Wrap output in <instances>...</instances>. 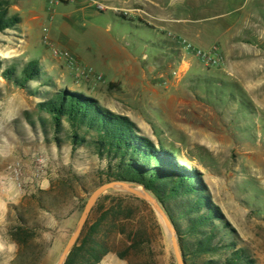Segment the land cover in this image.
<instances>
[{
  "label": "rangeland",
  "instance_id": "rangeland-1",
  "mask_svg": "<svg viewBox=\"0 0 264 264\" xmlns=\"http://www.w3.org/2000/svg\"><path fill=\"white\" fill-rule=\"evenodd\" d=\"M1 1L8 17L19 20L0 32V70L12 65L20 70L27 61H37L59 88L92 96L117 115L135 114V121L127 117L143 136L171 150L179 163L199 171L211 202L235 230L236 248L244 249L253 264H264V79H236L225 72L224 60L219 68H205L183 49L181 39L211 49L208 43L199 46L184 38L161 19L172 17L174 3L188 5L190 0H90L93 14L83 18L78 17V4L67 0ZM157 3L164 9L158 10ZM200 25L215 29L216 22L205 20ZM53 50L66 51L71 59L55 56ZM129 58L146 72L141 79L147 81V89L121 85L109 89L113 68L126 66ZM84 68L94 76H83ZM194 94L198 107L191 111L186 104L184 112L201 115L203 121L186 115L184 123H174V104L178 99L188 102ZM27 95L22 98L32 103ZM27 113L35 122L45 117L36 107ZM32 135L30 172L42 157L44 174L37 178L24 174L25 194L9 206L6 220L8 228L17 222L16 216L37 227L36 242L44 247L38 264H55L89 195L101 184L105 163L85 147L71 152L64 133L59 135V148L50 131L45 138L36 127ZM109 202L105 198L104 206ZM131 227L140 231L143 245L119 259L115 253L126 243L118 236L114 252L100 264H176L164 229L148 206H139L128 224ZM16 251L14 245L7 251L9 259L0 258V264H11ZM224 257L202 256L194 264Z\"/></svg>",
  "mask_w": 264,
  "mask_h": 264
},
{
  "label": "trees",
  "instance_id": "trees-1",
  "mask_svg": "<svg viewBox=\"0 0 264 264\" xmlns=\"http://www.w3.org/2000/svg\"><path fill=\"white\" fill-rule=\"evenodd\" d=\"M5 4L0 2V32L14 27L19 20L8 17ZM44 76L37 61L25 63L20 70L12 65L1 71V77L18 89H25L29 82H40ZM44 79V86L54 91L45 93V100L36 105L37 112L45 115L43 119L39 117L35 122L25 115L34 132L39 127L46 138L50 131L57 148L62 143L59 135L64 133L71 152L79 147L92 151L105 163L100 171L101 183L131 182L153 194L176 229L185 264H194L202 256L216 255L225 257L217 261L209 258L200 264H253L244 249L236 248L232 237L235 230L211 202L198 170L179 163L171 150L155 146L129 117L113 113L112 108L101 105L92 96L58 88L50 78ZM76 84L82 90H90L84 83ZM107 86L118 88L111 82ZM105 198L110 199L107 207ZM143 205L140 199L122 193L102 195L64 264H100L105 256L114 252L113 243L118 236L126 243L122 251H115L119 259L142 246V234L132 227L129 229L128 224ZM16 221L7 229L10 241L17 248L11 264H38L44 247L36 242L37 227L29 225L21 216H16ZM157 228L160 231L158 224Z\"/></svg>",
  "mask_w": 264,
  "mask_h": 264
},
{
  "label": "crops",
  "instance_id": "crops-1",
  "mask_svg": "<svg viewBox=\"0 0 264 264\" xmlns=\"http://www.w3.org/2000/svg\"><path fill=\"white\" fill-rule=\"evenodd\" d=\"M68 3L78 4L76 11L79 18L90 17L93 14L90 0H72ZM156 6L158 10L164 9V4L157 3ZM173 6L172 17L163 16L161 18L163 23L169 24L175 32L186 39H192L199 46L208 43L211 48L217 47L224 55L225 72L232 74L236 79H264V0H190L188 5L181 1L174 3ZM205 20L215 21V29L201 27L200 24ZM108 47L112 48L110 42ZM65 48L69 49L70 46ZM40 67L45 73L43 79L40 82H29L25 89L15 88L0 76V170L12 161H20L23 174L31 173L33 152L30 144L35 138L25 115L45 100V93L54 91L53 88L44 86L46 80L44 78H50L59 88L53 75L42 65ZM145 74L146 72L129 58L126 66L113 68V78L108 79L118 86L132 87L140 91L147 89L145 85L147 81L141 79ZM103 77L107 78L104 75ZM151 92L156 91L151 89ZM25 93L29 94L26 99L33 100L32 103L22 98ZM196 99L195 94L193 99L188 97V102L178 99L174 104L175 111L177 110L174 123L179 125L184 123L186 118L184 116L187 115L184 112L185 105L187 104L188 110L192 111L198 107L194 102ZM125 114L129 117L131 115ZM131 116L134 121L137 119L135 114ZM187 116L191 119L195 117L202 119L201 115L196 113ZM24 194L23 188L20 191L13 188L12 196L8 197L5 190L0 189V249L6 248V251L0 252V258L9 259L7 251H11L14 246L7 234L6 217L9 206L18 203Z\"/></svg>",
  "mask_w": 264,
  "mask_h": 264
},
{
  "label": "water",
  "instance_id": "water-1",
  "mask_svg": "<svg viewBox=\"0 0 264 264\" xmlns=\"http://www.w3.org/2000/svg\"><path fill=\"white\" fill-rule=\"evenodd\" d=\"M109 192H117V193L130 195L143 201L144 205L148 206L149 209H151L157 221L164 229V232L170 244L173 257L175 259V263L185 264L182 252L178 244L176 229L172 224V222L170 221V219L168 218L161 204L156 199V197L139 184L125 182V181H118V180H111L108 182L101 183L91 192L87 201L84 204L83 210L77 220L76 226L72 234L70 235L68 241L66 242L55 264L65 263L68 254L70 253L78 237L80 236V233L86 223V220L93 206L102 195Z\"/></svg>",
  "mask_w": 264,
  "mask_h": 264
},
{
  "label": "built area",
  "instance_id": "built-area-1",
  "mask_svg": "<svg viewBox=\"0 0 264 264\" xmlns=\"http://www.w3.org/2000/svg\"><path fill=\"white\" fill-rule=\"evenodd\" d=\"M68 2L72 0H67ZM99 9H102L101 6H98ZM180 45L191 53L198 61L200 65L205 68H219L223 62V56L217 47H212L210 50H204L199 47L194 46L192 43L181 39L179 40ZM53 54L55 56H63L64 58H69L70 54L68 52H58L57 50H53ZM82 75L85 77L92 76L90 70L83 69L81 71ZM94 76V75H93ZM97 79L102 80L101 76H96ZM1 130V124H0ZM35 168L31 172L34 178L40 177L44 174V159L42 157H38L35 160ZM23 169L20 161H12L8 163L3 170H0V189L5 190L6 196H12V189L15 188L17 190H21L23 188Z\"/></svg>",
  "mask_w": 264,
  "mask_h": 264
}]
</instances>
